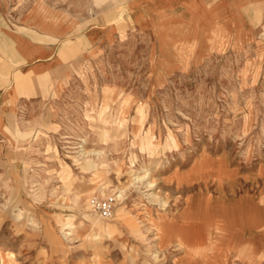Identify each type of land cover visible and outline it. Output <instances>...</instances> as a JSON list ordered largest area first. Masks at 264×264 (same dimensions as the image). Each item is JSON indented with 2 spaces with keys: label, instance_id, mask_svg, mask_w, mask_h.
<instances>
[{
  "label": "rangeland",
  "instance_id": "obj_1",
  "mask_svg": "<svg viewBox=\"0 0 264 264\" xmlns=\"http://www.w3.org/2000/svg\"><path fill=\"white\" fill-rule=\"evenodd\" d=\"M183 1L0 0V264H264V0Z\"/></svg>",
  "mask_w": 264,
  "mask_h": 264
},
{
  "label": "built area",
  "instance_id": "obj_2",
  "mask_svg": "<svg viewBox=\"0 0 264 264\" xmlns=\"http://www.w3.org/2000/svg\"><path fill=\"white\" fill-rule=\"evenodd\" d=\"M115 209V198L106 197L102 200L92 201V211L101 219H111Z\"/></svg>",
  "mask_w": 264,
  "mask_h": 264
},
{
  "label": "bare ground",
  "instance_id": "obj_3",
  "mask_svg": "<svg viewBox=\"0 0 264 264\" xmlns=\"http://www.w3.org/2000/svg\"><path fill=\"white\" fill-rule=\"evenodd\" d=\"M21 124V123H20ZM8 141V140H7ZM13 141V140H12ZM13 144V143H12ZM10 146V145H9ZM12 147V146H11ZM97 187V192L100 194V195H104L105 194V191L107 190V187H102V185H98V186H96ZM112 192H114V191H111V193ZM119 194H118V196L116 197V198H118V199H120V197H122V193H123V190H119V191H117ZM85 218H87L88 219V216H84ZM182 241V240H181ZM178 243V242H177ZM177 246L179 247V248H181V249H183L184 247H182V246H184V245H181V242L179 241V243L177 244ZM189 246V245H188ZM243 248V247H242ZM241 248V249H242ZM245 248V247H244ZM243 248V249H244ZM180 249V250H181ZM188 249V248H187ZM238 249H240V248H238ZM242 249V250H243ZM188 250H190V249H188ZM191 250H193V249H191ZM190 250V251H191ZM241 250V251H242ZM243 253H245V255H246V253L248 254L249 252L248 251H243ZM191 257V256H190ZM249 262H251V260L249 261Z\"/></svg>",
  "mask_w": 264,
  "mask_h": 264
},
{
  "label": "crops",
  "instance_id": "obj_4",
  "mask_svg": "<svg viewBox=\"0 0 264 264\" xmlns=\"http://www.w3.org/2000/svg\"><path fill=\"white\" fill-rule=\"evenodd\" d=\"M185 1H187V0H184L183 2H185ZM187 2H189V1H187Z\"/></svg>",
  "mask_w": 264,
  "mask_h": 264
}]
</instances>
